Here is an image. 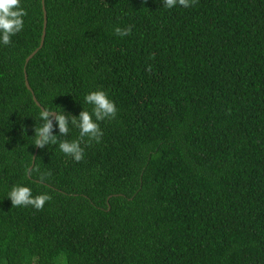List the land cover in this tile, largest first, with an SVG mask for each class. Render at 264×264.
<instances>
[{
    "label": "trees",
    "instance_id": "16d2710c",
    "mask_svg": "<svg viewBox=\"0 0 264 264\" xmlns=\"http://www.w3.org/2000/svg\"><path fill=\"white\" fill-rule=\"evenodd\" d=\"M20 2L0 43V264H264V0ZM24 75L49 112H91L96 90L115 103L82 161L49 144L30 167ZM14 185L51 200L12 206Z\"/></svg>",
    "mask_w": 264,
    "mask_h": 264
},
{
    "label": "clouds",
    "instance_id": "9594fccd",
    "mask_svg": "<svg viewBox=\"0 0 264 264\" xmlns=\"http://www.w3.org/2000/svg\"><path fill=\"white\" fill-rule=\"evenodd\" d=\"M197 0H163V7L171 9L177 5L184 8L194 6ZM27 15L25 9L21 7L20 0H0V43L7 46L11 43V37L22 31L24 27L23 17ZM114 34L119 37H126L131 34V26L121 28L117 26ZM149 71L151 66H149ZM84 103L91 105V112L82 110L77 116H66L61 112H49L42 110L39 119L42 124L34 129L33 144L39 148H44L49 144L58 145L59 150L66 156H70L74 161L80 162L84 159V147L90 146L92 142L100 143L103 132L99 122L106 119H113L116 116L117 108L115 103L108 98L103 90L91 91L84 97ZM79 130V137L76 140H62L54 135V126L58 127L60 136L69 134V125ZM31 172L39 173V169L33 168ZM48 173L40 174V179L44 180ZM12 206H32L36 210H42L46 202L51 200V196L43 193L32 195L29 187L14 185L8 192Z\"/></svg>",
    "mask_w": 264,
    "mask_h": 264
},
{
    "label": "water",
    "instance_id": "95a60500",
    "mask_svg": "<svg viewBox=\"0 0 264 264\" xmlns=\"http://www.w3.org/2000/svg\"><path fill=\"white\" fill-rule=\"evenodd\" d=\"M41 2V6L43 4V0H40ZM42 27H41V34H40V38H39V43L37 45V47L25 58V61L24 63H27V61L36 53V51L41 47L42 45V40H43V36H44V30H45V14L44 12L42 13ZM24 79V86L25 88L30 91V88L27 84V81H26V78H25V75L23 77ZM30 94H31V100L33 101V103L35 104L36 107H38L40 109V111H42V107H40V105L38 104V102L35 100L32 92L30 91ZM36 150H37V146L34 147V150H33V154H32V157H31V164H30V167L32 166L33 164V159L35 157V154H36ZM30 167L28 168V170L30 169Z\"/></svg>",
    "mask_w": 264,
    "mask_h": 264
}]
</instances>
